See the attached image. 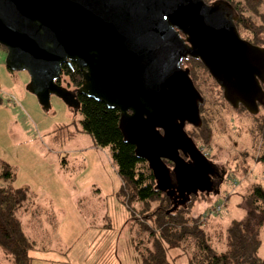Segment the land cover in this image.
Returning <instances> with one entry per match:
<instances>
[{
  "label": "water",
  "instance_id": "water-1",
  "mask_svg": "<svg viewBox=\"0 0 264 264\" xmlns=\"http://www.w3.org/2000/svg\"><path fill=\"white\" fill-rule=\"evenodd\" d=\"M238 21L223 0H0V46L44 111L53 95L74 109L77 95L118 109L122 138L156 188L184 203L211 192L217 167L186 130L202 128L205 98L184 61L200 60L233 110L264 106V50ZM63 64L83 75L76 90L58 85Z\"/></svg>",
  "mask_w": 264,
  "mask_h": 264
},
{
  "label": "rangeland",
  "instance_id": "rangeland-1",
  "mask_svg": "<svg viewBox=\"0 0 264 264\" xmlns=\"http://www.w3.org/2000/svg\"><path fill=\"white\" fill-rule=\"evenodd\" d=\"M6 54L0 46V172L8 164L16 175L12 184L29 190V199L17 214L24 229L32 235L35 210L30 206L37 199L43 206L41 217H46L44 225L50 228L46 238L53 243L54 250L46 253L57 264H141L128 222L133 214L119 196L123 181L110 149L97 146L81 131L82 115L62 98L51 96V111H44L27 88L29 75L7 68ZM212 103L213 136L205 153L215 156L227 173L219 191L201 195L193 214L206 216L214 206H222L205 223L209 242L218 252L226 249L228 226L245 216L242 196L254 184L264 187V164L257 161L255 120L221 98ZM8 183L0 176L1 186ZM260 240L262 259L264 224ZM34 256V264H53L36 252ZM186 263L187 255L175 262ZM0 264L15 263L0 250Z\"/></svg>",
  "mask_w": 264,
  "mask_h": 264
},
{
  "label": "trees",
  "instance_id": "trees-1",
  "mask_svg": "<svg viewBox=\"0 0 264 264\" xmlns=\"http://www.w3.org/2000/svg\"><path fill=\"white\" fill-rule=\"evenodd\" d=\"M207 4L218 0H204ZM236 5L240 19L237 26L249 30L258 44L264 42V0H223ZM3 47V46H1ZM63 64L58 85L76 90L82 77L76 65ZM184 67L191 71L196 88L205 98L200 113L202 128L188 127L187 133L204 152L210 148L213 124V103L221 98L223 91L202 62L195 59L184 61ZM203 77V78H202ZM205 82L207 85L205 87ZM264 89V86L262 87ZM79 101L76 113L82 115L81 131L88 133L99 147L110 149L111 158L123 181L119 189L121 201L133 214L128 222L134 232L133 246L141 264H175L187 255L186 264H264L258 256L261 244L260 234L264 224V187L252 185L242 196L241 208L245 216L233 220L227 228L226 249L216 251L209 242L210 232L206 230V214H193L196 203L203 193L191 195L188 201L172 203L170 198L156 188V180L144 159H138L135 148L122 138L119 124V110L110 109L100 102L84 95L76 96ZM2 103L0 96V104ZM255 120L254 134L257 143V161L264 164V107L255 116L240 108ZM212 122V123H211ZM215 157V156H213ZM170 164V163H169ZM0 172L9 183L0 185V250L15 264H33L34 253L39 252L38 242L24 229L18 212L29 199L28 188L12 184L16 175L11 166L3 164ZM227 173V170H226ZM220 189V188H219ZM218 189V191H219ZM217 191V192H218Z\"/></svg>",
  "mask_w": 264,
  "mask_h": 264
},
{
  "label": "crops",
  "instance_id": "crops-1",
  "mask_svg": "<svg viewBox=\"0 0 264 264\" xmlns=\"http://www.w3.org/2000/svg\"><path fill=\"white\" fill-rule=\"evenodd\" d=\"M30 207H33V209L35 210V215H34L35 219L34 220L32 219L33 223L35 222V226L32 227L34 231L32 232L31 236L34 240H36L38 242V245L40 247L39 252H37V255H39V257L43 260H44V258L45 259L47 258L50 261V263L57 264L58 261L53 260L54 257H51L50 255H48L50 253H46V252H48V250L53 251L54 249H52L53 243H51V241L48 240V238H46V237H48V235L47 234L45 235V231L47 232V230L50 228H48L46 225H44V222L46 221L45 215H44V217H41V215H42L41 209L43 206H41V204L39 203V201L37 199H33ZM38 223H39V225H37ZM26 232L28 233V231H26ZM39 234L41 236H44V238H41L39 236ZM28 235H30V233H28ZM42 239H44V240H42ZM33 264H34V262H33Z\"/></svg>",
  "mask_w": 264,
  "mask_h": 264
},
{
  "label": "flooded vegetation",
  "instance_id": "flooded-vegetation-1",
  "mask_svg": "<svg viewBox=\"0 0 264 264\" xmlns=\"http://www.w3.org/2000/svg\"><path fill=\"white\" fill-rule=\"evenodd\" d=\"M236 5L235 4H232V14L236 16ZM240 19V17H239ZM239 22V21H238ZM237 22V23H238ZM237 25V24H236ZM238 31H239V35L242 36L243 39L247 40L248 42H250L252 45H256V46H259L261 47L263 50H264V42L261 43V44H258L256 43L257 42V39L254 38V36H250L251 34L249 33V30L248 29H245L243 26L238 27ZM264 57V56H263ZM189 59H193L191 57H188V59H186L185 61L189 60ZM184 67V66H183ZM186 68V67H185ZM262 70L264 72V66L262 67ZM264 86V83L262 84V87ZM222 91V89H221ZM264 107L262 105H259V111L260 109ZM240 108H243L242 106ZM239 108V109H240ZM191 126V125H187L186 127V130L188 129V127ZM211 160L212 162L215 164L216 163V168L214 169V172L212 174V190L210 193L214 192L216 189H219L220 185L224 182L225 180V176H226V171H225V167L222 166L220 164V162L216 161L215 159H213V157L210 155V154H206ZM187 159V158H186ZM168 166H170L172 168L173 164L172 162L169 164L168 163ZM217 192V191H216ZM209 193V194H210ZM215 193V192H214ZM213 193V194H214Z\"/></svg>",
  "mask_w": 264,
  "mask_h": 264
},
{
  "label": "built area",
  "instance_id": "built-area-1",
  "mask_svg": "<svg viewBox=\"0 0 264 264\" xmlns=\"http://www.w3.org/2000/svg\"><path fill=\"white\" fill-rule=\"evenodd\" d=\"M205 154H207V153H205ZM223 209H222V206L221 205H216L213 209H212V212H211V215L212 214H217L218 212H220V211H222Z\"/></svg>",
  "mask_w": 264,
  "mask_h": 264
}]
</instances>
